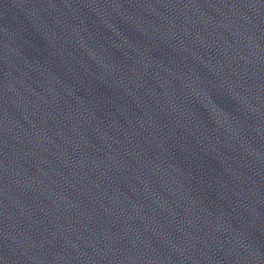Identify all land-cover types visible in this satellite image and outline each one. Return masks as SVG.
<instances>
[{
	"label": "water",
	"instance_id": "1",
	"mask_svg": "<svg viewBox=\"0 0 264 264\" xmlns=\"http://www.w3.org/2000/svg\"><path fill=\"white\" fill-rule=\"evenodd\" d=\"M0 264H264V0H0Z\"/></svg>",
	"mask_w": 264,
	"mask_h": 264
}]
</instances>
